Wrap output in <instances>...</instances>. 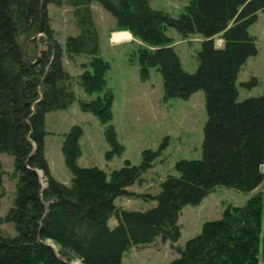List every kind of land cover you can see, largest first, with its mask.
Returning <instances> with one entry per match:
<instances>
[{"label":"trees","instance_id":"1","mask_svg":"<svg viewBox=\"0 0 264 264\" xmlns=\"http://www.w3.org/2000/svg\"><path fill=\"white\" fill-rule=\"evenodd\" d=\"M72 9L76 35L63 47L53 38L47 5ZM98 3L115 21V31L128 32L141 44L130 54L141 81L156 69L162 79V98L189 99L204 94L206 121L199 160H180L178 176H167L160 192L148 199L156 206L127 211L116 205L150 168L156 152H143L139 165L107 173L80 167V127L64 138L61 152L71 173L68 185L55 179L44 156L45 117L68 109L80 98L64 59L83 57L76 84L87 101L79 107L105 127L108 145L118 151L112 125L113 93L107 88L109 63L101 57L91 5ZM150 0H0V156L12 159L14 196L0 224V264H122L131 247L148 246L156 239L176 243L181 210L199 205L216 187L241 193L255 191L264 181V94L239 100L236 86L242 67L257 55L249 27L264 12V0H188L172 17L150 7ZM202 38L193 73L185 71L168 36ZM47 38L37 56L36 36ZM217 37L222 45L217 47ZM252 78L241 86L251 89ZM79 100V101H78ZM82 101V100H81ZM42 173V179L38 175ZM0 161V200L4 196ZM115 218L117 225L108 227ZM58 247L55 252L47 243ZM168 264H264V198L257 193L242 207H227L222 218L206 222L200 233L178 249Z\"/></svg>","mask_w":264,"mask_h":264},{"label":"rangeland","instance_id":"2","mask_svg":"<svg viewBox=\"0 0 264 264\" xmlns=\"http://www.w3.org/2000/svg\"><path fill=\"white\" fill-rule=\"evenodd\" d=\"M188 0H150V7L161 10L172 17L183 12ZM94 24L98 31L101 57L109 63L106 75L108 89L113 93L112 125L116 133L118 151H114L104 136V126L90 112L83 111L79 103L87 101L84 94L76 84L83 69V57L64 59L65 68L73 76V91L80 98L78 103L72 104L66 110L48 113L45 117L44 156L47 160L51 175L66 185L72 176L64 164L61 147L64 138L75 127H80V167H98L107 173L124 168L128 162L139 165L143 152L150 150L156 152L150 168L141 176L128 191L138 196L119 197L115 203L127 211H146L156 206V201L148 199L149 195L160 192V183L167 176H178L175 169L180 160H199L202 157L203 127L206 121L204 94L202 91L194 93L189 99H172L164 101L162 98V79L156 69L150 70L147 81H141L139 68L130 58L131 51L141 43L130 35L125 45L116 43L115 21L98 3L91 5ZM46 13L53 38L63 47L65 39L76 35L72 9L65 3L60 7L47 5ZM123 32V31H122ZM249 33L255 38L257 55L250 57L242 67L236 83L239 100L258 97L264 94V12L258 13L257 20L249 27ZM126 34V33H124ZM167 34L173 39V46L179 56L182 68L193 73L197 62L195 55L200 49L202 38L191 35L181 38L176 31L168 29ZM130 36V37H129ZM123 38H120L121 41ZM35 40L38 42V53L46 47L47 38L39 34ZM217 47L222 45L217 37ZM252 78L257 81L256 86L246 89L241 86ZM82 100V101H81ZM3 167L4 196L0 200V218L4 217L11 207L14 196V182L9 175L12 172V159L1 155ZM264 173V166H263ZM42 181V173L38 172ZM260 193L264 198V181L255 190L241 193L232 188L216 187L199 205L184 207L178 217L180 238L176 243L164 242L156 239L151 245L131 247L122 256V264H168L179 257L178 249L196 237L206 222L222 218L227 207H242L253 195ZM0 194L2 192L0 191ZM117 225L115 218L108 220V227ZM0 231L15 235L11 225L0 224ZM55 252L58 247L47 242ZM73 264H80L73 261Z\"/></svg>","mask_w":264,"mask_h":264},{"label":"crops","instance_id":"3","mask_svg":"<svg viewBox=\"0 0 264 264\" xmlns=\"http://www.w3.org/2000/svg\"><path fill=\"white\" fill-rule=\"evenodd\" d=\"M120 33H126V35H130L128 32H120ZM130 36H131V35H130ZM130 36H129V37H130ZM124 37H125V36H124ZM124 37H123V39H122L121 41H119L120 38H117L118 41H116V43L119 44V45H123V44L125 45L127 42H129V39L126 38V37L124 38ZM131 37H132V36H131Z\"/></svg>","mask_w":264,"mask_h":264},{"label":"bare ground","instance_id":"4","mask_svg":"<svg viewBox=\"0 0 264 264\" xmlns=\"http://www.w3.org/2000/svg\"><path fill=\"white\" fill-rule=\"evenodd\" d=\"M124 36L127 37V35L124 34V33H118L115 37L123 38ZM125 37H124V38H125Z\"/></svg>","mask_w":264,"mask_h":264},{"label":"water","instance_id":"5","mask_svg":"<svg viewBox=\"0 0 264 264\" xmlns=\"http://www.w3.org/2000/svg\"><path fill=\"white\" fill-rule=\"evenodd\" d=\"M260 170H262V171H263V166H261V167H260Z\"/></svg>","mask_w":264,"mask_h":264}]
</instances>
